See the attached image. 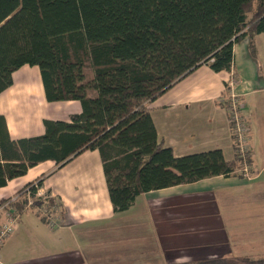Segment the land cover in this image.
<instances>
[{"label": "trees", "instance_id": "trees-1", "mask_svg": "<svg viewBox=\"0 0 264 264\" xmlns=\"http://www.w3.org/2000/svg\"><path fill=\"white\" fill-rule=\"evenodd\" d=\"M263 32L264 0H0V92L15 70L37 66L48 102L81 104L68 121L44 119L41 135L16 140L0 115V187L85 150L99 153L115 212L145 192L233 174L235 152L231 160L220 149L174 156L146 103L201 65L229 71L233 44L247 38L254 53ZM41 183L16 194L33 198ZM170 264H264V255Z\"/></svg>", "mask_w": 264, "mask_h": 264}, {"label": "crops", "instance_id": "crops-1", "mask_svg": "<svg viewBox=\"0 0 264 264\" xmlns=\"http://www.w3.org/2000/svg\"><path fill=\"white\" fill-rule=\"evenodd\" d=\"M254 44V53L247 38L233 44L229 71L201 65L146 103L158 140L174 156L220 149L231 160L224 99L232 73L249 125V178L235 171L145 192L127 210L115 212L97 150H85L62 166L40 162L23 175L42 166L34 179L20 186L13 185L14 178L0 187V201H12L25 184L40 178L35 196L50 202L59 226H49L28 199L17 213L8 207L13 230L0 244V264H170L263 256L264 32ZM80 112L79 101L46 100L37 66L15 70L11 85L0 92V115L14 140L41 135L44 119L68 121Z\"/></svg>", "mask_w": 264, "mask_h": 264}, {"label": "built area", "instance_id": "built-area-1", "mask_svg": "<svg viewBox=\"0 0 264 264\" xmlns=\"http://www.w3.org/2000/svg\"><path fill=\"white\" fill-rule=\"evenodd\" d=\"M235 84V80L233 78V74H229L228 80L225 82V91H226V112L227 117L231 129L232 141L234 152L238 159V166L236 168V173L242 175L243 177H250V166L248 162V153H249V125L243 118L241 114L242 103L239 99V96L234 93L233 86ZM24 194L27 196L28 204L31 205V196L29 195L28 190L24 191ZM18 199L15 196L12 201H16ZM44 217L47 219L48 225L51 227L59 226V222L56 221L55 216L52 214V211L47 208L44 210ZM11 223H7L3 226L0 231V244L2 243V239L4 236L11 231Z\"/></svg>", "mask_w": 264, "mask_h": 264}, {"label": "rangeland", "instance_id": "rangeland-1", "mask_svg": "<svg viewBox=\"0 0 264 264\" xmlns=\"http://www.w3.org/2000/svg\"><path fill=\"white\" fill-rule=\"evenodd\" d=\"M40 169H42V166H38L37 168H33L25 176H21V177L16 178L12 182L13 185H19V183H20V186H22V184H24L26 181H30V180L34 179L36 176H38ZM40 172H43V170H41ZM12 187L15 188V186H12ZM24 199L26 200V203H27V196L23 193L22 195H18L17 201L19 202V204L20 203L26 204ZM31 201H32V204L30 206L31 207L34 206L35 208H37L39 214L43 217H44V214H43L44 210L47 208H51V204H50V202L47 201L46 198H43V200H42L41 198L34 196L33 198H31ZM15 202L16 201H6L2 204V209L0 210V220L3 219L4 221L2 220V222L0 223V231L3 228V226L6 225V223H8L6 218H9V213H7L8 212L7 209H6V211L4 210L6 208V205H7V207H12L16 211V213L20 210L19 205L14 204ZM12 230H13V228L11 227V231H9L4 236V238L2 239V243L6 242V240L11 236ZM231 247H233V244H231ZM3 260L4 259L0 258V262H3Z\"/></svg>", "mask_w": 264, "mask_h": 264}]
</instances>
